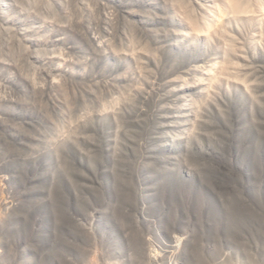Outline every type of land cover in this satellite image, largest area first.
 Returning a JSON list of instances; mask_svg holds the SVG:
<instances>
[{
	"label": "rangeland",
	"instance_id": "1",
	"mask_svg": "<svg viewBox=\"0 0 264 264\" xmlns=\"http://www.w3.org/2000/svg\"><path fill=\"white\" fill-rule=\"evenodd\" d=\"M0 1V264H264V0Z\"/></svg>",
	"mask_w": 264,
	"mask_h": 264
},
{
	"label": "bare ground",
	"instance_id": "2",
	"mask_svg": "<svg viewBox=\"0 0 264 264\" xmlns=\"http://www.w3.org/2000/svg\"><path fill=\"white\" fill-rule=\"evenodd\" d=\"M6 1V0H5ZM0 5H2V3H1V1H0ZM46 6V5H45ZM5 7H6V5H5ZM47 7V6H46ZM232 7L234 8V10L233 11H235L234 13H233V15H235L236 16V18H232V19H240V16H238V15H236L235 13H237V12H243V9H241L240 7H239V4L238 3H236V4H234L233 2H232ZM242 7V6H241ZM243 8V7H242ZM264 9V8H263ZM45 10H47L46 8H45ZM244 13V12H243ZM2 14V13H1ZM0 14V19L1 20H3V18H2V15ZM259 14V13H258ZM5 20H3V22L2 23H5V25H7L5 28H7V32H8V30L10 29V27H8V25L9 24H11V23H14V19L13 18H10L9 17V15H6L5 14ZM242 19V18H241ZM0 20V21H1ZM209 20V19H208ZM211 20H209V22L207 21V23H206V25H205V27H206V29H209L210 27H212V23L210 22ZM14 25V24H13ZM16 27V26H15ZM195 27V26H194ZM17 28V27H16ZM19 29V32L22 34H24L25 36H26V32H27V30H26V28H24V27H19L18 28ZM17 29V30H18ZM194 29V28H193ZM196 30V29H195ZM9 32H10V30H9ZM228 66V65H227ZM248 68V67H247ZM178 81H180V77H179V80ZM234 81H240L242 84L243 83H245L246 84V86L248 87V88H250V83H248V81H246L245 79H241L240 80V78L238 77V79H234ZM231 83V82H230ZM166 90V88H164L163 86H162V92L163 93H161V96L162 95H164V91ZM163 98V97H162ZM160 99H161V97H160ZM193 102H189L187 105L190 107V105L192 104ZM155 106V105H154ZM189 110V109H188ZM196 112H197V110H196ZM161 115H163V114H161ZM188 125L186 126V128L185 127H183L184 129H183V132L182 131H180L179 129H177V128H179V127H181L180 125L178 126V125H169L168 126V130H171L170 132H166L164 135L168 138V139H171L172 141H176V140H182L181 138L182 137H184V134L186 133V134H188L191 130H192V126H193V124H195V118H191L189 115H188ZM66 127V126H65ZM179 132H181V133H183L182 135H181V133L179 134ZM148 134V133H147ZM149 141V140H148ZM147 141V142H148ZM161 141V140H160ZM152 143H155L157 146H155L154 144V147L153 148H151V147H147V149H149L150 151H151V149L152 150H158V144L156 143V142H152ZM162 144V143H161ZM160 144V145H161ZM151 145V144H150ZM162 147H163V144L161 145ZM146 149V150H147ZM160 149V148H159ZM143 163H145V162H143ZM175 163V162H174ZM146 164V163H145ZM145 167H147V166H145ZM142 170H143V168H141ZM111 170H107V174H108V179H112L113 177H114V175H112L111 174ZM142 175H144V173L143 172H139V174H138V176H140V178H143L144 176H142ZM152 177L153 178H151V179H154V177H156L155 175H152ZM151 179L149 180L150 182H151ZM148 181V182H149ZM146 183H144V182H142V186H141V190H142V193L144 192H146V189H147V184L145 185ZM155 184L156 183H154L153 182V185L152 186H155ZM105 209H106V211H108L109 210V204L105 207ZM145 216V215H144ZM26 252L24 251L23 252V255H22V258L19 260V262H18V264H26V263H24L25 262V260H26ZM113 258V257H112Z\"/></svg>",
	"mask_w": 264,
	"mask_h": 264
},
{
	"label": "built area",
	"instance_id": "3",
	"mask_svg": "<svg viewBox=\"0 0 264 264\" xmlns=\"http://www.w3.org/2000/svg\"><path fill=\"white\" fill-rule=\"evenodd\" d=\"M31 260V258L28 257V255L26 256V261L24 263L26 264H31V262H29Z\"/></svg>",
	"mask_w": 264,
	"mask_h": 264
}]
</instances>
